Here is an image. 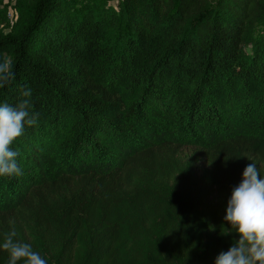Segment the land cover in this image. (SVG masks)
<instances>
[{"label":"trees","instance_id":"trees-1","mask_svg":"<svg viewBox=\"0 0 264 264\" xmlns=\"http://www.w3.org/2000/svg\"><path fill=\"white\" fill-rule=\"evenodd\" d=\"M15 6L0 103L31 89L38 119L12 146L23 174L0 176V241L15 231L47 264H214L243 169L264 175V0Z\"/></svg>","mask_w":264,"mask_h":264},{"label":"clouds","instance_id":"clouds-1","mask_svg":"<svg viewBox=\"0 0 264 264\" xmlns=\"http://www.w3.org/2000/svg\"><path fill=\"white\" fill-rule=\"evenodd\" d=\"M14 79L10 62L0 64V88ZM15 106L0 103V176H20L19 153L12 146L24 135L25 128L37 123L38 114L32 111L31 89L21 92ZM249 159V158H248ZM228 227L222 235L232 236L227 251H221L214 264H264V175L255 162L242 172L240 183L233 188L223 217ZM15 231L6 233L0 250L7 253V264H47L31 244L15 239Z\"/></svg>","mask_w":264,"mask_h":264},{"label":"rangeland","instance_id":"rangeland-1","mask_svg":"<svg viewBox=\"0 0 264 264\" xmlns=\"http://www.w3.org/2000/svg\"><path fill=\"white\" fill-rule=\"evenodd\" d=\"M17 0H0V33L5 34L9 32L10 26L17 17L16 4ZM108 3L116 5V0H108ZM176 157L181 164V169L186 171L188 175H199L206 167L207 162L205 158L198 155L195 148L190 145H181L177 148ZM218 192L215 187H212L211 192L206 197V203L214 207L216 205ZM224 217V216H223ZM219 218L222 225L228 227L227 221Z\"/></svg>","mask_w":264,"mask_h":264},{"label":"built area","instance_id":"built-area-1","mask_svg":"<svg viewBox=\"0 0 264 264\" xmlns=\"http://www.w3.org/2000/svg\"><path fill=\"white\" fill-rule=\"evenodd\" d=\"M13 1V0H12Z\"/></svg>","mask_w":264,"mask_h":264}]
</instances>
